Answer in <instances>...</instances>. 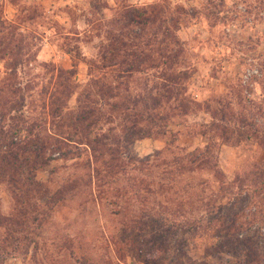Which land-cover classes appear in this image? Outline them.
I'll return each instance as SVG.
<instances>
[{"label": "rangeland", "instance_id": "rangeland-1", "mask_svg": "<svg viewBox=\"0 0 264 264\" xmlns=\"http://www.w3.org/2000/svg\"><path fill=\"white\" fill-rule=\"evenodd\" d=\"M152 6L162 16L168 15L173 37L150 46L148 59L130 73H120L116 64L89 70L87 60L100 64L98 50L107 43L108 24L120 10L125 7L150 10ZM5 42L12 45L15 53L13 57L0 58V126L4 132L13 134L12 141L19 143L35 135L40 138L48 129L57 131L50 128L45 102L59 68L73 71L71 80L77 90L85 87L90 77L102 76V81L110 85L118 83V95L112 97L105 92L104 99H120L125 103L124 113H130L133 107L128 102L129 95L137 99L136 105L140 107L159 103L157 106L163 107L167 115L168 81H164L162 71H184L186 76L180 81L183 90L172 100L175 109L169 112L171 118L169 123L168 119L165 122V133L120 146L122 153L118 158L124 166L137 168L126 169L127 173L117 174L113 179L101 177V183H106L104 189H115L132 186L130 181L145 179L146 182L152 176L159 177V171L165 167L161 161H168V140L169 149L185 151L200 150L209 144L210 161L216 164L218 178L228 188L219 191L218 179L207 170L193 172L202 181L203 189L182 203L180 212L185 217L191 214L201 219L176 236L166 233L165 256L170 254L168 243L171 247L177 239L190 264H244L245 251L250 246L253 252L249 255L259 261L254 264H264V189L256 192L261 180L252 174L264 158V0H0V48ZM169 49L177 56L167 66L160 53L167 55ZM157 61H160L157 67H152ZM11 64L14 71L9 74L6 66ZM245 68H255L257 74L243 83L241 73ZM8 86L18 90L9 92ZM12 103L14 106L18 103L19 109L9 110ZM67 105L72 108L74 95L67 98ZM221 107L227 111L226 118L211 117L210 111ZM101 113L104 116L95 131L99 128L106 131L111 126L119 134L122 125L127 127L129 123L110 113L106 106ZM211 121L234 131L228 142H222L219 131L209 127ZM142 123L143 120L139 121ZM202 130L204 135L199 134ZM108 147L113 148L114 144L109 143ZM61 149L68 150L67 158L52 160L37 169L35 179L48 183L51 178L52 183L74 174L82 176L84 181L90 178L91 166L83 167L91 159L88 148L68 141ZM101 157L106 159L107 153ZM145 158L158 163V168L150 170L138 162ZM94 181L92 177L77 184V193L73 197L72 193L67 206L49 212V225L40 229L26 248L21 247L19 254L1 249L8 241L5 238L8 230L6 226L0 227V264H78L65 257L62 249L57 250L56 239L64 233L70 239L80 235V242L103 257L106 228L118 227L106 215L109 206H89L83 215H78V205L96 188ZM168 194L163 196L171 207L173 201L168 200ZM163 196L159 197L160 201ZM12 205L6 184L0 180V214L7 215ZM60 221L67 227L61 229ZM232 222L234 228L227 235ZM235 228L239 241L224 246L227 237L236 232ZM148 253L142 256L152 257V252ZM143 257L127 252L118 264H165L154 258L144 261Z\"/></svg>", "mask_w": 264, "mask_h": 264}, {"label": "trees", "instance_id": "trees-1", "mask_svg": "<svg viewBox=\"0 0 264 264\" xmlns=\"http://www.w3.org/2000/svg\"><path fill=\"white\" fill-rule=\"evenodd\" d=\"M156 8L152 6L150 10H146L140 7H125L120 10L114 21L108 24L107 43L102 44L98 50L97 62L100 64L97 65L95 60H87L88 69H100L103 65L116 64L120 73L137 70L136 67L148 59L147 51L150 50V46L156 42L163 43L165 39L173 37L169 29L172 24L170 25L168 15L162 16L161 11ZM14 53L12 45L8 42L3 43L0 48V58L13 57ZM160 54L166 60L167 66L168 61L174 63L177 56V53L170 49L167 55L163 52ZM159 63L160 61H157L151 66L157 67ZM12 64L6 66L9 74L14 71L11 68ZM72 75L71 69H57V80L46 98L45 106L50 128L57 131L48 129V132L40 138L35 135L19 143L12 141L10 138L13 134L4 132L0 126V180L6 184L13 204L7 215L0 214V227L6 226L8 230L5 234L8 241L2 245L1 249L5 253L19 254L21 247L26 248L31 239L39 235L40 229L49 225L51 220L47 219L48 213L67 206L72 193L74 192L72 197L77 193V184L82 181L88 182L93 177L96 180L94 181L96 188L82 199L78 205V215H83L89 206L99 208L108 205L110 209L106 215L111 217L110 219L118 227L106 228L103 257L99 253H93L85 243L80 242V235L70 239L65 233L61 234V238L56 239L57 250L62 249L65 257L75 260L78 264H118L122 262L127 252L141 255V257L143 254L148 255V252H152V257H143L144 261L154 258L159 263L190 264L189 257L177 239H174L175 242L171 247L168 243V252H170L167 254L168 257L165 256L167 249L164 243L166 233L176 236V233L188 231L189 228L194 227L201 219L191 214L185 217L180 212L182 203H187L191 196L196 195L198 191L202 192L203 189L200 185L202 181L194 176L193 172L207 170L218 179L219 191L224 192L228 188L218 178L219 171L216 164L210 161L209 144H205L200 150L185 151L182 148L169 149L171 141L168 140L166 141L168 161H161L164 162L165 167L159 171V177L152 176V179L146 182H144L145 179H138L134 183L130 181L129 184L132 186L123 185L115 189L106 187L104 189L103 186L106 183H101V177L109 180L115 178L117 174L127 173L126 169L137 168L124 166L118 158L122 153L120 146L134 139L165 133V122L168 119L169 123L171 118L169 112L175 109L172 100H175V95L183 90L180 81L185 78V72L162 71L161 76L164 81H168V115L163 111V107L157 106L159 103L152 104L150 107L142 104L140 107L136 105L137 99L129 95H127L128 102H131L133 107L130 108V113H124L125 103H122L120 99L110 101L104 99L105 92L112 97L118 95L116 89L118 83L110 85L102 81V76L90 77L87 85L77 90L72 83ZM170 83L171 86H169ZM9 87L7 88L9 92L15 93L18 90ZM172 90L174 92L170 94ZM71 95H74L72 108L67 105V98ZM18 106V103L15 106L12 103L8 109L16 111L19 109ZM103 106H106V110L119 117L121 121H129L127 127L122 125L119 134L115 127L111 126L107 127L106 131H101V128L98 129L99 131L94 130L104 116L101 113ZM128 114L132 117L131 119L126 117L129 116ZM226 114L227 111L222 107L210 111L211 117L219 120H224ZM141 120L143 123L139 124ZM107 122L111 121L107 119ZM209 127L219 131L222 142H228L234 133L230 128L214 121L209 123ZM199 134L204 135L205 130L200 131ZM253 134L256 136V131ZM236 135L240 136L239 133ZM170 137L172 138L173 134H170ZM68 141L83 144L88 148L91 159L90 162L86 161L83 167L91 166L93 173H90V178H85L84 181L82 176L74 174L70 178L57 182L51 183V178H48V183L38 182L35 179L37 169L44 168L52 160L67 158L68 150L63 151L61 148ZM108 142L114 144V147L109 148ZM256 142L261 146V143ZM106 153V159L101 157ZM152 161L148 158L138 159L141 165H145L150 170L158 168V163L153 164ZM255 169L252 174L261 180V185L256 189V192H260L264 189V158ZM51 172L52 170H49V174ZM166 192L170 194H168V200L173 201L171 207L166 205L167 200L163 196ZM161 196L164 197L162 201L159 200ZM179 216H182V219H178ZM59 225H62L61 229L67 227L63 221H60ZM233 228L234 222L228 227L227 235ZM237 234V231L231 233L224 246H232L233 243L238 242ZM250 247L251 249L245 251L244 264L259 262L249 255L251 251L253 252L252 246Z\"/></svg>", "mask_w": 264, "mask_h": 264}, {"label": "built area", "instance_id": "built-area-1", "mask_svg": "<svg viewBox=\"0 0 264 264\" xmlns=\"http://www.w3.org/2000/svg\"><path fill=\"white\" fill-rule=\"evenodd\" d=\"M257 74V69L255 68H245L241 73V81L243 83L248 82V79Z\"/></svg>", "mask_w": 264, "mask_h": 264}]
</instances>
